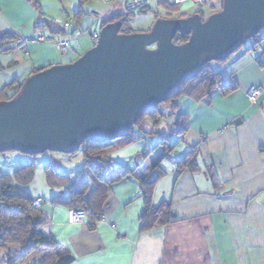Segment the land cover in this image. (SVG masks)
Here are the masks:
<instances>
[{"label":"crops","instance_id":"obj_1","mask_svg":"<svg viewBox=\"0 0 264 264\" xmlns=\"http://www.w3.org/2000/svg\"><path fill=\"white\" fill-rule=\"evenodd\" d=\"M119 8L126 11L124 0L104 4L100 14L87 0H0V34L17 38L0 47V91L15 81L24 83L40 69L77 60L95 45L90 32H99L104 21L122 14ZM58 19L69 21L71 32H82L70 41L67 55L57 48L66 39L55 25ZM39 38L53 41L15 49L18 40ZM254 44L247 43L227 61L211 65L223 80L237 83V91L225 95L217 90L210 102L184 96L167 123L163 120L154 129L146 121L148 133H159L152 139L160 141V127L166 130L169 125L170 133L176 135L172 125L183 117L187 131L178 138L185 152L175 159L195 153L193 167L179 174L168 173L172 163L164 170H152L156 153L131 166L140 179L148 177L154 182L150 190L153 206L168 203L170 207V214L150 220L158 224L156 228L143 229L147 205L141 183L135 179L110 186L102 206L107 219L93 225L88 219L68 223V209L52 202L63 188H54L50 201L33 198L44 201V232L65 249L53 264H264V41L252 50ZM254 87L261 90L257 105L248 98ZM135 146L116 153V159L125 165L149 149L147 144ZM39 263L40 257H35L24 264ZM0 264H8L1 248Z\"/></svg>","mask_w":264,"mask_h":264},{"label":"water","instance_id":"obj_2","mask_svg":"<svg viewBox=\"0 0 264 264\" xmlns=\"http://www.w3.org/2000/svg\"><path fill=\"white\" fill-rule=\"evenodd\" d=\"M109 23L74 62L29 77L0 102V153L73 155L84 139L119 138L164 103L193 73L228 60L264 30V0H222L207 19H158L148 32L122 34ZM189 36L181 45L176 35Z\"/></svg>","mask_w":264,"mask_h":264},{"label":"trees","instance_id":"obj_3","mask_svg":"<svg viewBox=\"0 0 264 264\" xmlns=\"http://www.w3.org/2000/svg\"><path fill=\"white\" fill-rule=\"evenodd\" d=\"M177 7L178 6L167 8L174 10ZM221 9L222 0L221 8L216 9L214 7L212 14L219 12ZM198 13L205 18L202 12ZM129 15H134V13L128 12L126 14L114 15L104 21L103 26L120 21L122 22L120 33L132 34L134 32L126 28ZM177 18H187V16L182 15ZM158 19L171 18L158 17L156 20ZM16 39L17 38L12 34L2 33L0 34V47L8 41H15ZM188 40L189 36L178 33L174 39V43L181 45ZM263 41L264 31L248 43H255L252 49L254 50L255 47ZM213 63L193 73L182 82L177 90L164 103L160 104L153 111L143 114L137 120L136 124L124 132L119 138L104 144H96L90 139H84L79 150L83 149L85 163L82 170L76 173L74 179L58 173L48 165L45 172L49 185L53 188L64 189L52 198V202L62 205L68 210L76 208L85 210L89 223L94 224L96 221L100 220L102 216V206L107 199L110 186L124 179H135L141 183L147 205V211L143 216V229L152 230L156 228L158 224L150 220H154L165 213L170 214L168 203L159 207H154L150 192L154 186V182H150L148 177L140 179L136 175L137 169H133L128 165L116 164L111 156L115 152L134 145L138 140H142L144 137L143 134L149 136L159 135L158 132H145L146 121H150L152 127L156 129L163 120L167 121L176 115L178 111L177 102L180 98L185 96L197 102L208 99L210 102L212 94L217 90H221L225 95L237 91V83H229L223 80L219 74L212 70L211 65ZM43 70L45 69H40L36 73ZM24 83L15 81L2 89L0 91V102L8 101L17 96L22 90ZM11 92L13 94L9 97L8 93ZM166 115L168 117H166ZM172 126L176 130V135L180 138L187 131L186 120L183 117L177 119ZM160 136V144L157 147L160 152H158L150 164L152 170L161 169V165L166 161H170L173 164L177 174L181 173L186 168L193 167L195 153H188L180 160H177L172 155L173 151L176 150V146L170 144L168 136ZM14 152L19 151L14 150ZM153 154L154 153L150 151H143L135 157V160L137 163L141 164ZM34 177L35 160H32L31 163L16 171L13 177H0V248L4 250L8 264H24L35 257H40L39 264H53L55 258L59 257L61 253L65 251L53 236L47 235L44 232L47 219L41 210L33 206L34 199L22 188V186L31 184ZM13 180L18 183V186L14 185ZM43 250L47 251L44 255L41 254Z\"/></svg>","mask_w":264,"mask_h":264},{"label":"rangeland","instance_id":"obj_4","mask_svg":"<svg viewBox=\"0 0 264 264\" xmlns=\"http://www.w3.org/2000/svg\"><path fill=\"white\" fill-rule=\"evenodd\" d=\"M87 2L94 3L95 6L97 7V9H94V11L99 14L102 13V9L104 6L103 2H100L98 0H87ZM214 7L216 9H220L221 0H212V2L209 5H206L202 8L195 6L194 3L191 1H186L174 10L169 9L165 7L164 5H150L147 8V10L143 12L140 11V12L134 13V15H129L128 17L129 20H128V23L126 24V28L133 31L134 33L148 32L158 17L175 19L176 17L182 16V15L189 17L198 12H202L205 15V18L207 19L211 15V12L214 9ZM119 9H120V12H122V14L128 13V11L127 10L125 11V9L123 8H119ZM64 60L68 62L67 58H65ZM166 117L168 116L166 115ZM163 123H167L166 120H164ZM172 129L173 128H171L168 125L166 126V130L164 127L163 128L160 127L159 130L163 134V136L169 137V141L172 146H176V150H174L172 153V155L176 157V156H180L184 154L185 149L182 147V145H180V140L178 136L170 133ZM149 130H150L149 126L145 127V132H149ZM143 136L144 137L142 140H138L135 143V144H138V146H135V148L136 147L144 148L147 144L149 148L148 152L150 151V152L156 153L155 154L156 156L158 152L160 151H158V149L156 148L157 146L153 147L152 143L156 142L158 144V142L160 141H154V139H152L151 136L146 135V134H143ZM126 151H129V150H126ZM118 152L113 153L111 157H112V160L116 164L120 165L122 163L116 159L117 157L116 153ZM123 153H127V152H123ZM126 155L128 157L131 156L129 154H126ZM32 160H35L34 180L31 184L22 186V188L30 195V197L34 198L36 196H41L42 198H45L46 201H50V198L52 197V194L54 191V188L49 185L47 178H46L45 171L48 165H50L51 169H55L58 173L62 175H66L70 178H74L76 173L82 170V168L84 167V163H85V159L83 156V149L79 150L73 155L45 152L35 157H29L19 152L9 151V152L0 153V177L1 176L13 177L16 171H18L22 167L31 163ZM121 161L127 162L125 160H121ZM126 164L129 167L137 166L135 159H132L131 163H126ZM170 164H171L170 161H166L161 165V168L164 170V168H166ZM13 183L14 185L18 186V183L15 180H13Z\"/></svg>","mask_w":264,"mask_h":264},{"label":"built area","instance_id":"obj_5","mask_svg":"<svg viewBox=\"0 0 264 264\" xmlns=\"http://www.w3.org/2000/svg\"><path fill=\"white\" fill-rule=\"evenodd\" d=\"M98 1L103 2L104 4L111 5L115 0H98ZM124 1H125L126 10L129 13H136V12L143 11L147 9L150 5L163 4L167 7L173 8L176 6L179 7L186 1H191L194 3L195 6L202 8L206 5H209L212 2V0H124ZM55 25L60 26L61 31L66 35L65 40H62L59 43H57L58 51L61 55H67L69 52L70 41L81 37L82 32L80 31L71 32L72 26L69 21H62L58 19V20H55ZM89 35H90L91 40L96 44L97 40L99 39V32L92 31L90 32ZM52 41H53L52 38H39L36 40L22 39V40H18L15 42V49L17 51H20V50L25 49L28 45L34 42H40V43L49 42L50 43ZM260 95H261V90L257 87H254L249 91L248 98L253 105H257V99L259 98ZM167 171L170 174H177L176 168L174 166L169 167ZM43 203L44 201L41 198L34 199L33 206L36 209L41 210V206L43 205ZM106 219L107 218L105 215H102L100 217L101 221H104ZM67 220L70 225L85 223L87 221L86 211L80 208L69 209L67 212ZM89 224L92 225L91 223Z\"/></svg>","mask_w":264,"mask_h":264}]
</instances>
